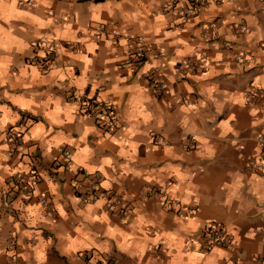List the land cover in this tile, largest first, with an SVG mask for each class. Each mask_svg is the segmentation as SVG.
Here are the masks:
<instances>
[{
    "label": "crops",
    "instance_id": "1",
    "mask_svg": "<svg viewBox=\"0 0 264 264\" xmlns=\"http://www.w3.org/2000/svg\"><path fill=\"white\" fill-rule=\"evenodd\" d=\"M31 1L0 0V264L264 259V0L209 5L187 20L177 12L187 0L175 11L174 0ZM102 26L110 32H94ZM134 36L150 46L138 66ZM42 38L56 44L49 71L29 61L46 57L34 47ZM197 57L200 68L186 71ZM157 68L165 96L150 84ZM252 86L262 94L250 102ZM85 97L114 107L115 132L83 111ZM9 133L23 140L13 153ZM33 167L44 179L28 195L11 176L29 180ZM82 170L99 181L94 201L82 196ZM107 193L127 199L128 220L106 210ZM212 221L231 246L204 250Z\"/></svg>",
    "mask_w": 264,
    "mask_h": 264
},
{
    "label": "built area",
    "instance_id": "2",
    "mask_svg": "<svg viewBox=\"0 0 264 264\" xmlns=\"http://www.w3.org/2000/svg\"><path fill=\"white\" fill-rule=\"evenodd\" d=\"M23 4L29 5L31 7L35 6V3H33L31 0H20ZM230 0H187L185 5L181 8V10L177 11L180 13V15L183 16L184 19H191L196 16V14L199 11H202L206 9L209 5L213 4H223L225 2H228ZM178 3V0H174L171 5H169L170 11L176 10V4ZM167 10V8H164ZM57 22L61 23L59 19H56ZM111 27H99L97 29H94V32L97 34L101 33H108L110 32ZM131 45H134L131 47L132 51L129 62L134 65H140L144 61V53L147 49L150 48L149 44L146 42L145 39L140 38L138 36H134L130 39ZM34 47L38 50H44V53H46V57L44 59H40L37 56H34L29 59L30 62L38 64L40 69L42 71H49L50 70V62L51 58L50 55H47V53L55 54L56 53V44L52 41H46L42 38L36 41L34 44ZM152 48V47H151ZM154 55L157 59L161 60L162 64L166 62V57L162 49H153ZM188 68L186 71L188 72H196L198 68H200V59L192 58L189 59L187 62ZM161 68V67H160ZM160 68H157L155 72H152L150 76V84L155 91V93L158 96H165L169 93V89L166 85V82L163 78V73ZM262 89L258 86H252V88L249 89V98L250 102H252V99L257 96H261ZM83 105V111L85 113H88L90 115L94 116H100V119L103 121L105 126V131L109 133L115 132L116 129L119 127L117 115L115 112L114 107L110 105L108 102L103 101L100 102L97 99L94 98H88L85 97L82 100ZM195 139H193V142ZM8 142L10 143V152L13 153L16 149H18L22 143L23 140L21 139V134L17 133H9L8 134ZM195 144V143H193ZM194 146V145H193ZM259 146L262 153V156H264V135H261L259 138ZM64 154L66 155L64 161L61 162L62 165H66L67 167L70 164V151H65ZM256 160H252L249 162V167L253 168L255 167ZM82 172L83 175L87 177L88 183L80 184V189H82V196L88 200V201H94L98 198L99 192H100V184L98 179L95 177L93 173H91L88 170H82L79 171ZM28 175L30 176L29 180H23V177L21 174L19 175H12L11 180L17 182L18 185H21L22 188L27 192L28 195H31L34 191L35 185L41 183L44 179L43 174L39 171L37 167H33L31 171L28 172ZM164 191V190H162ZM107 200H106V210L112 214L118 215L123 220H128L129 218V204L127 202V199L123 197L122 195L118 193H107ZM45 205H47L49 202L46 199H43L41 201ZM171 204H178L179 200L176 198H171L170 200ZM203 248L206 251H210L217 247H229L233 243V235L232 233L226 228L222 223L212 221L208 223L207 227L204 229L203 232ZM256 262L258 264H264V259L262 257H256Z\"/></svg>",
    "mask_w": 264,
    "mask_h": 264
}]
</instances>
